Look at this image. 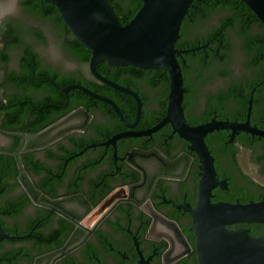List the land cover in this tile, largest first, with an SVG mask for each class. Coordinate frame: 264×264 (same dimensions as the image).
I'll list each match as a JSON object with an SVG mask.
<instances>
[{"label": "flooded vegetation", "instance_id": "flooded-vegetation-1", "mask_svg": "<svg viewBox=\"0 0 264 264\" xmlns=\"http://www.w3.org/2000/svg\"><path fill=\"white\" fill-rule=\"evenodd\" d=\"M30 45L43 62L29 68L37 85L63 92L86 88L67 83L86 78L101 86L86 89L104 99L72 89L65 105L22 115V130L0 128V228L15 237L0 242V264H199L190 213L202 185L196 149L213 158L212 202L264 200V24L240 0H194L175 44L185 124L220 126L204 137H185L172 123L155 130L168 113L166 71L106 70L139 96L138 117V101L96 80L89 63L66 52L78 66L55 68ZM10 64L0 82L22 72L19 58ZM254 225L230 228L251 234Z\"/></svg>", "mask_w": 264, "mask_h": 264}, {"label": "water", "instance_id": "water-1", "mask_svg": "<svg viewBox=\"0 0 264 264\" xmlns=\"http://www.w3.org/2000/svg\"><path fill=\"white\" fill-rule=\"evenodd\" d=\"M44 1L57 8L75 39L90 51L88 67L92 76L138 101V117L141 115L139 96L102 76L97 66L106 62L115 67L162 69L168 73V113L155 130L166 123H172L178 133L192 138L199 134L204 137L220 128L217 124L189 128L184 122L182 102L185 88L177 59L181 51L175 49V44L182 22L194 0H141L142 7L125 25L120 22L108 0ZM240 1L264 24V0ZM58 88L66 94L72 89H78L91 97L104 99L79 85ZM116 110L121 116L119 110ZM196 150L203 162L202 185L197 206L190 213L199 264H264V235L254 237L246 230L230 228L238 224H264V200L249 203L212 202L211 192L217 184L213 158L206 148ZM9 237L15 238L4 235L0 228V242Z\"/></svg>", "mask_w": 264, "mask_h": 264}, {"label": "trees", "instance_id": "trees-1", "mask_svg": "<svg viewBox=\"0 0 264 264\" xmlns=\"http://www.w3.org/2000/svg\"><path fill=\"white\" fill-rule=\"evenodd\" d=\"M112 8L114 9L117 17L122 24L129 23L142 7V1L130 0L133 3L127 10L120 6L119 0H108ZM19 5L23 12L30 17L42 22L50 24L58 37L59 45L70 55L72 58L81 62L82 64H88L91 59V53L83 45H81L70 32L69 28L62 21L60 14L56 7L50 3H46L44 0H19ZM32 37L39 42H45L46 37L40 29L31 28L27 24L21 21L10 20L4 22L0 26V69L6 70L7 66L12 60L10 52L17 50L23 52L19 58V65L23 68L22 72H8L6 78L0 82V90L2 98L6 103L1 104L2 110L0 111L2 130L8 131H20L23 129L22 115H28L30 113L38 114L40 109L47 110L54 104L65 105L67 102V95L63 92H59L49 84H39L33 77V73L29 68L35 69V67H43V62L39 55L35 52L32 45L25 42V37ZM125 68L110 66L108 63H102L97 66L98 72L107 76L106 70L108 68ZM133 69L137 67L127 66ZM44 74H49L53 78V74L50 70L44 69ZM40 74H37L39 76ZM28 80V81H27ZM36 84H35V83ZM57 82L62 84L57 79ZM67 83H79L84 85L90 90H98L101 86L94 80L86 78H72ZM11 89V91H9ZM82 96L87 97L80 91ZM72 98V96H70ZM27 99L33 100L31 106L25 107L23 103ZM36 107V111H32V107ZM38 118H34L36 121ZM30 130H36V128H30ZM251 236L258 237L264 235V224H255L251 227Z\"/></svg>", "mask_w": 264, "mask_h": 264}, {"label": "rangeland", "instance_id": "rangeland-1", "mask_svg": "<svg viewBox=\"0 0 264 264\" xmlns=\"http://www.w3.org/2000/svg\"><path fill=\"white\" fill-rule=\"evenodd\" d=\"M10 20L21 21L31 28L40 29L44 33L46 37L44 43L29 36L25 37V41L33 44L48 64L55 68L68 70L78 66L74 60L67 56L66 51L59 45L57 34L50 24L42 23L33 17L27 16L20 7L19 0H0V26ZM18 53L17 50L10 52L12 57L10 66L12 68H16L17 66Z\"/></svg>", "mask_w": 264, "mask_h": 264}]
</instances>
